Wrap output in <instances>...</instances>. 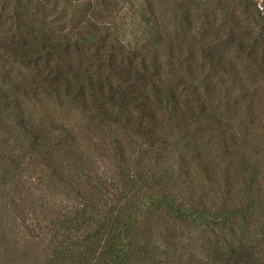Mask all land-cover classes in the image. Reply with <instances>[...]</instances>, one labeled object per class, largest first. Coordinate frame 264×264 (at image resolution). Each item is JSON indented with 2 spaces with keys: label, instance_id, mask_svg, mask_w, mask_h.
Returning a JSON list of instances; mask_svg holds the SVG:
<instances>
[{
  "label": "trees",
  "instance_id": "1",
  "mask_svg": "<svg viewBox=\"0 0 264 264\" xmlns=\"http://www.w3.org/2000/svg\"><path fill=\"white\" fill-rule=\"evenodd\" d=\"M165 1L172 19L164 26L151 0L142 1L136 14H123L124 21L132 18V25L140 22L134 52L120 43L119 24L109 21L116 0L73 3L74 28L64 35L39 19L47 17L48 0H0V9L12 7L9 22L0 13V59H15L31 75L12 67L0 71V189L3 184L11 188L38 165L47 172L38 185L48 181L47 188L54 189L69 163L73 177L66 181L67 189L84 201L59 224L61 250L50 264H264L247 231L258 199L253 190L264 180L263 162L247 156L245 141H240L238 163L248 172L247 200L225 205L216 204L210 190L226 187L227 173H218L202 157L208 138L223 130L222 123L238 121L243 135L264 124L258 92L264 89V1L262 9L253 0L160 4ZM231 53L243 58L242 68L230 59ZM39 72L45 75L40 84ZM31 96L39 103L41 97L65 101L112 130L113 183L99 175L92 148L83 150L77 134L63 128L56 141L42 137L41 119L26 112ZM151 99L163 120L155 122L148 107ZM122 114L128 117L123 124L117 119ZM143 120L152 123L147 132L141 131ZM162 121L153 134L151 127ZM132 126L140 129L137 145L145 148L143 154L122 137ZM168 147L177 158L200 159L195 164L204 184H195L200 196L196 205L183 204L184 196L197 195L187 167L182 170L153 156L156 149ZM158 225L163 228L157 232ZM223 230L232 235L230 240L219 239ZM211 235L215 237L205 241Z\"/></svg>",
  "mask_w": 264,
  "mask_h": 264
},
{
  "label": "rangeland",
  "instance_id": "2",
  "mask_svg": "<svg viewBox=\"0 0 264 264\" xmlns=\"http://www.w3.org/2000/svg\"><path fill=\"white\" fill-rule=\"evenodd\" d=\"M84 1L85 0H77L73 3L80 4ZM116 1L117 8L116 10H112V17L109 21L114 22V24H119V29H122L120 33L123 36L120 38V43L126 44L130 51H134L135 45L138 43L140 37L137 33L140 31V22L136 19L135 23L132 25V18L129 21H127V19L124 21L122 16L123 14L125 15L132 12L136 14V11L140 8L141 2L145 0ZM162 1L163 0H151L153 6L156 7V12L159 14L160 22L162 26H164L172 16L168 15L170 11L167 2L165 1L164 4H160ZM253 1L262 9L261 4L264 0ZM66 2H69V0H48V5L46 6V16L48 19L44 16L39 17L40 20H47L49 27L54 30L57 35H64V32L74 28L71 24V19L75 16V14H73L75 7H72V5H74L73 3L66 5ZM11 9L12 7L9 5L4 9H0L3 18L8 22L10 20ZM51 12L53 13L50 14ZM119 13V17L114 19L113 16ZM104 25L106 24L104 23ZM108 31L111 32L110 27ZM25 35L29 37V40L32 39L31 33ZM134 52H136V50ZM229 56L230 59L237 63L239 68H242L244 64L242 57L234 53H231ZM9 67L16 70L21 69L18 71H20L22 75H30L29 69L19 64L15 59L7 57L0 59V71H2V69H8ZM44 76L45 75L39 72L38 84L43 81ZM22 83L29 84L30 82L22 81ZM258 92H260L261 98V100L258 98L260 100L259 107L261 111V109L264 110V89ZM29 98L32 103H26V112L37 121L41 119L42 123H40V127H42V137L45 138L47 136V141L53 139L56 141L61 138L63 128L69 129L70 132L77 134L79 139L83 140V150L92 148L99 175H101L107 184L113 183V180L117 177H115L116 164L109 144V136L112 134V130L107 131L106 127L101 124V119L91 122L88 116L71 108L65 101L58 103L48 98L41 97L42 99L39 103V99L35 100L36 98L33 96ZM39 104L44 109L39 110ZM37 105L39 106L37 107ZM148 107L151 108L150 112L154 114L157 119L155 122L163 120L162 112L161 110H157L153 99H151ZM41 110H43V112ZM122 115L123 116L117 117L121 124L128 120L125 114ZM162 123L163 121L151 127L154 129L153 134L157 135V131ZM232 123L233 125L222 123L220 126L223 130L211 135V137L208 138L210 141L209 144L205 146V149L202 151V157L205 162H209L218 173H227L226 179L229 180L226 187L221 185L218 189L210 190L212 199H214L216 204L240 205L247 200V197H245L244 183L248 172H244L238 163V156L242 144L240 141H245L243 143L245 154L249 157L257 156V159L263 162L264 168V124L260 122L257 128H255V131L243 135L242 132H244V129L238 124V121L233 120ZM147 124L152 123L143 120V128L141 131H148ZM102 126L106 130L102 129ZM128 129L130 131L125 135L122 134L123 139L125 138L124 141L134 145L140 143V129L137 126H132L131 129ZM200 133L207 137L205 129L200 130ZM200 140L202 143H206L205 138L201 137ZM137 146L141 149L143 154L145 148L139 145ZM153 156L162 157L166 161L171 160L173 164L181 167L182 170L186 169V166L191 175L195 177L191 187H194L193 190L196 194L199 193V190L196 189L198 187L195 184H201L202 181L204 184L203 176L199 173V167L195 164L196 160H200L199 158L195 160L193 157L187 155L184 158H177V152H172V149L169 147L166 149H156ZM187 163L189 165H187ZM70 167L71 165L69 163L64 164L62 172L63 182H61V185H56L54 189L47 188L48 181H46L44 186L38 185V179L43 178L47 173L46 171L42 172L43 167L41 165H38L37 170L35 169L33 172L30 170L25 172L21 180L14 182L11 188L7 189L5 184L2 183L3 187L0 189V264H50L49 260L53 259L54 256L60 252L59 243L60 240L63 239V233L58 230V226L63 220L69 219V216L84 203L74 189H67L68 184L66 181L73 177ZM262 173L264 175V170H262ZM45 178V180L50 179L47 175ZM181 178L185 182L183 173H181ZM186 189H188L187 186L184 187L183 191ZM253 191L257 192L258 199L256 201V210L248 220L247 231L250 238L253 239V248L261 253V258L259 259L264 262V180H262L260 185L256 186ZM182 193L183 192L180 193V196ZM184 198L186 201L184 200L183 204L185 203L186 205H196L200 201L199 194L194 195L191 193L190 195L184 196ZM162 228L163 227L158 225L155 230L158 232V230ZM177 229L181 231V229ZM218 232L220 234L218 235L220 236V240L222 238L227 240L232 238L229 231L223 230ZM199 233L200 232L196 233L195 236L199 235ZM213 237H215V235L207 236L205 241H209V239ZM159 245L163 247V242H159ZM180 246L182 245L178 244V247ZM174 252L178 253L179 249H175ZM173 264L176 263L174 262Z\"/></svg>",
  "mask_w": 264,
  "mask_h": 264
}]
</instances>
